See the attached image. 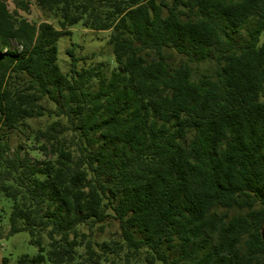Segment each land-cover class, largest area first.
<instances>
[{
	"label": "trees",
	"instance_id": "16d2710c",
	"mask_svg": "<svg viewBox=\"0 0 264 264\" xmlns=\"http://www.w3.org/2000/svg\"><path fill=\"white\" fill-rule=\"evenodd\" d=\"M36 1L57 27L0 0V193L38 248L3 264H264V0ZM77 25L110 75L61 72Z\"/></svg>",
	"mask_w": 264,
	"mask_h": 264
},
{
	"label": "rangeland",
	"instance_id": "374dc122",
	"mask_svg": "<svg viewBox=\"0 0 264 264\" xmlns=\"http://www.w3.org/2000/svg\"><path fill=\"white\" fill-rule=\"evenodd\" d=\"M165 1V0H164ZM29 11L25 12L18 9L13 0H6L10 12L17 11V14L25 17L29 22L39 24L43 21L54 24L57 22L53 17H49L38 5L36 0H27ZM110 32L108 31H92L84 28L82 25L74 26L69 33H65L58 41V66L63 73L70 70V57L67 53L68 49L73 48L76 56H88V60L80 62V68L103 66L106 74L110 75L115 68L114 57L111 46L109 44ZM19 48L16 42L11 45L12 50ZM203 68V67H202ZM260 101L264 103V95ZM47 119L30 120L29 124L33 128L36 126H44ZM11 143L17 146L20 142H24L22 134L17 131L10 134ZM28 156L33 160H41V155L37 151H28ZM13 203L0 193V264L8 258L11 263H15L22 255L33 256L38 253L36 245L30 243V236L27 232H21L12 236H7L9 232V214ZM117 226H113L103 236H98L97 241L111 240L116 238Z\"/></svg>",
	"mask_w": 264,
	"mask_h": 264
}]
</instances>
